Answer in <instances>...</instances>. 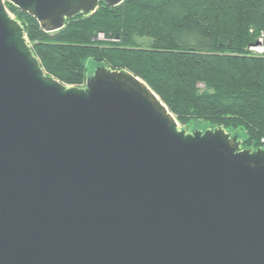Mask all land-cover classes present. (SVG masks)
Returning a JSON list of instances; mask_svg holds the SVG:
<instances>
[{"label":"water","instance_id":"water-1","mask_svg":"<svg viewBox=\"0 0 264 264\" xmlns=\"http://www.w3.org/2000/svg\"><path fill=\"white\" fill-rule=\"evenodd\" d=\"M6 2L55 33L125 0H0V264H264V149L127 71L61 83Z\"/></svg>","mask_w":264,"mask_h":264},{"label":"trees","instance_id":"trees-1","mask_svg":"<svg viewBox=\"0 0 264 264\" xmlns=\"http://www.w3.org/2000/svg\"><path fill=\"white\" fill-rule=\"evenodd\" d=\"M7 8L43 69L61 83L84 88L87 60L127 71L181 125L241 129L245 149H264V55L249 52L264 32V0H125L116 8L101 4L55 33ZM143 39L148 47L137 45Z\"/></svg>","mask_w":264,"mask_h":264},{"label":"rangeland","instance_id":"rangeland-1","mask_svg":"<svg viewBox=\"0 0 264 264\" xmlns=\"http://www.w3.org/2000/svg\"><path fill=\"white\" fill-rule=\"evenodd\" d=\"M8 3L9 2H6V7H7V4ZM7 10L9 11L8 8H7ZM9 14L11 15V17L13 19H15V20L17 19L16 18V15L14 13H11L9 11ZM100 39L102 40L103 37H100ZM136 43H137V45H139L141 47H148L150 45V41L149 40H145V39H143V40H137ZM29 44H30V46H32V44L30 42H29ZM85 66H86L88 75L91 74V73H93L96 70V68H97V64L93 60H87L85 62ZM178 124H179V129L180 130H184L187 133H192V132H194L196 130H202V131H204L205 130V126H206L205 123H203L201 121L200 122H192V123H190V124H188L186 126H183L180 123H178ZM225 131L227 133L231 134L232 136H235L237 134V136H239V140L242 142V146H241L242 149H245L244 148L245 147L244 144H245V141H246V135H245V133H244L243 130H241V129H238V130L225 129Z\"/></svg>","mask_w":264,"mask_h":264},{"label":"built area","instance_id":"built-area-1","mask_svg":"<svg viewBox=\"0 0 264 264\" xmlns=\"http://www.w3.org/2000/svg\"><path fill=\"white\" fill-rule=\"evenodd\" d=\"M249 52L252 54L264 55V32H262L259 37L257 44L249 48ZM262 142L264 144V140Z\"/></svg>","mask_w":264,"mask_h":264}]
</instances>
